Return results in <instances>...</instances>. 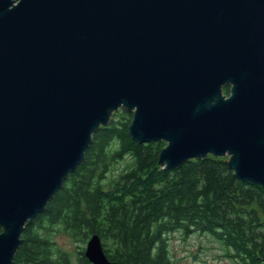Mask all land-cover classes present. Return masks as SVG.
Segmentation results:
<instances>
[{
  "label": "water",
  "instance_id": "water-1",
  "mask_svg": "<svg viewBox=\"0 0 264 264\" xmlns=\"http://www.w3.org/2000/svg\"><path fill=\"white\" fill-rule=\"evenodd\" d=\"M119 108L166 168L227 156L264 188V0H0V264Z\"/></svg>",
  "mask_w": 264,
  "mask_h": 264
},
{
  "label": "trees",
  "instance_id": "trees-1",
  "mask_svg": "<svg viewBox=\"0 0 264 264\" xmlns=\"http://www.w3.org/2000/svg\"><path fill=\"white\" fill-rule=\"evenodd\" d=\"M132 118L119 108L94 132L84 160L25 227L12 264H71L70 253L55 244L56 232L81 243L98 234L118 264H180L167 238L178 230L210 233L240 264H264V188L239 178L227 156L166 168L159 162L166 142L134 140ZM84 252L80 264H93Z\"/></svg>",
  "mask_w": 264,
  "mask_h": 264
},
{
  "label": "rangeland",
  "instance_id": "rangeland-1",
  "mask_svg": "<svg viewBox=\"0 0 264 264\" xmlns=\"http://www.w3.org/2000/svg\"><path fill=\"white\" fill-rule=\"evenodd\" d=\"M126 161L115 165V172L123 168ZM57 248L70 253L71 264H80L78 255L86 248V243L76 241L66 233L56 232L52 235ZM168 248L171 257L180 264H240L237 259L227 255L225 245L210 233L195 230L189 234L174 231L168 235Z\"/></svg>",
  "mask_w": 264,
  "mask_h": 264
}]
</instances>
